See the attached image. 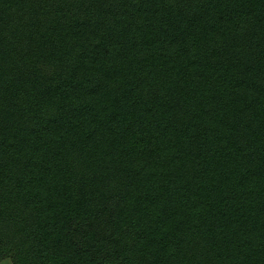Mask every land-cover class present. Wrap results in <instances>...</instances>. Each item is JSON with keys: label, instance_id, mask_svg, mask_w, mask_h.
Returning <instances> with one entry per match:
<instances>
[{"label": "trees", "instance_id": "16d2710c", "mask_svg": "<svg viewBox=\"0 0 264 264\" xmlns=\"http://www.w3.org/2000/svg\"><path fill=\"white\" fill-rule=\"evenodd\" d=\"M264 264V0H0V260Z\"/></svg>", "mask_w": 264, "mask_h": 264}, {"label": "rangeland", "instance_id": "374dc122", "mask_svg": "<svg viewBox=\"0 0 264 264\" xmlns=\"http://www.w3.org/2000/svg\"><path fill=\"white\" fill-rule=\"evenodd\" d=\"M0 264H12V262L9 258H5L0 260Z\"/></svg>", "mask_w": 264, "mask_h": 264}]
</instances>
